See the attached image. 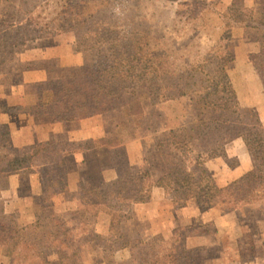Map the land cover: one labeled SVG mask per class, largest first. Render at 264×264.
Instances as JSON below:
<instances>
[{
  "label": "rangeland",
  "instance_id": "374dc122",
  "mask_svg": "<svg viewBox=\"0 0 264 264\" xmlns=\"http://www.w3.org/2000/svg\"><path fill=\"white\" fill-rule=\"evenodd\" d=\"M71 1L79 2L0 0V120L4 121L0 122V149L11 147L6 115L24 111L48 115L51 111L52 94L42 87L49 80L76 77L89 70L107 83L122 86L128 98L137 96L142 105L140 117L134 121L119 108L100 115L105 128L102 137L110 143L104 147L94 139L100 164L116 165L122 171L115 181L100 187H108L109 193L119 190L113 187L116 182L126 185L117 202L119 210L114 212L117 220L121 217L118 229L128 243L122 249L108 247V252L104 251L106 241L96 236L106 229L108 217L85 213L80 193L76 202L63 200L43 209L41 203L34 207V212L41 210L46 219L54 215L63 224L62 231L68 232L66 259L59 260L56 251L45 248L46 241L40 240L41 249L32 251L0 247V264H139L142 255L151 263L154 255L167 247L175 228L181 237L207 233L198 238L199 243L212 234L216 249L210 254L224 251L216 264H264V180L252 179L249 189L233 196L221 191L249 171L262 169L257 176L264 173L261 160L249 156L243 140L204 145L194 138L188 141L184 156L171 143L164 155L156 147V141H167L169 133L178 138L190 135L197 108L190 94L180 95V91L189 90L184 83L191 81V73L200 82L223 70L240 105L254 108L264 126V73L260 76L254 66L256 56L264 63V0H255L252 7L244 0H98L97 7L91 4L88 25L76 32L68 30V16L63 15ZM226 17L237 22L250 17L254 25L240 30L227 26ZM24 71H40L37 77L43 76L24 84V91L38 100L36 106L24 107L27 100L20 88L10 98L3 96L11 91L10 85L22 84ZM61 148L67 145L63 143ZM181 157L187 158L188 168L192 161L199 167L185 205L174 204L173 193L161 188L164 199L158 202L153 222L136 220V206L151 200L154 186L149 183ZM246 166L249 169L240 170L237 178L223 180V172ZM146 173L149 179L142 177ZM143 189L149 195L147 200L128 206L122 201L140 196ZM3 200L6 205L8 199ZM152 226L158 227V232H148ZM239 251L243 253L238 255Z\"/></svg>",
  "mask_w": 264,
  "mask_h": 264
},
{
  "label": "trees",
  "instance_id": "16d2710c",
  "mask_svg": "<svg viewBox=\"0 0 264 264\" xmlns=\"http://www.w3.org/2000/svg\"><path fill=\"white\" fill-rule=\"evenodd\" d=\"M97 1L79 0L78 3L71 1L65 5L63 15L68 16L69 31L76 32V30H82L88 25L89 18L92 16L91 4L97 7ZM224 20L227 26L230 24L233 26L254 25V21L250 17L244 22L229 19L227 21V17ZM257 24L261 27L260 23L257 22ZM256 60L254 66L258 74L263 76L264 63L261 58L259 60L258 56H256ZM188 79L191 81L185 82L184 86L189 90L180 91V95L189 93L191 101L195 103L197 108V118L189 129L190 135H182V138H178L172 134L173 132L169 133L171 139L168 138L165 142L156 141L158 151L164 155L167 143H171L175 151L183 154L184 149L188 146V141L194 138L199 139L204 145H217L241 138L249 156L252 159L259 158L264 170V126L254 108L240 105L225 72L220 70L215 78L208 77L206 80L202 78L200 82L197 81L195 74L191 73ZM42 87L44 90H50L52 94L51 111L48 113L51 121L80 120L107 114L118 108L125 111L133 120L139 118L142 113V105L137 96L128 98L122 86L107 83L93 71L86 70L80 76L63 80L59 79L53 82L49 80ZM139 112L140 114L137 116ZM97 140L104 147L110 143L105 138ZM93 141V139L83 142L48 140L22 149H15L12 146L0 149V247L32 251L41 249L42 245L40 246L37 242L45 240V245H43L45 248L54 249L59 260L66 259L67 248L69 249L70 246L67 245L66 235L68 232L62 231L63 224L54 215L46 219L41 210H37L34 223L19 226L14 215L5 212L2 192L7 186L9 175L23 170L31 171L33 167H36L38 168L36 173L41 184L40 209L50 206L54 196L66 193L68 190L66 155L76 150L99 148L96 141ZM63 143L67 145V148H61ZM191 164L192 166L188 168L187 158L181 157L171 167L163 170L164 173L158 180L149 183V185L163 188L169 194L173 193L172 202L183 207L189 198L188 192L193 187V175L199 169L193 161ZM116 172L118 178L122 171L120 168H116ZM260 172L262 169L249 171L221 191L233 196L244 189H249L252 179L264 180V173L257 176ZM146 176L147 173L142 177ZM149 178L146 177V179ZM132 181L134 180L131 179ZM113 187L119 188V190L108 193V187H96L82 189L80 192V200L87 208L85 213L91 212L95 217L98 214L99 218L108 217L106 229L103 233H99L100 236H96L97 239L106 241L102 244L105 252H108V247L110 250L122 249L124 244L128 243L118 229L121 217L117 220L118 217L114 212L119 210L117 202H120L119 198L123 195L126 185L122 187L116 182ZM147 189L149 190V187ZM146 191L143 189L141 190L142 193H139L140 196L135 198L124 197L122 201L126 202L127 206L130 202H143L149 198ZM36 231H42V233L38 234ZM179 233L178 228L173 229L172 237L166 244L167 247L161 248L158 254L154 255L151 263V259L149 260L145 255H142L139 264H207L208 262L216 264L218 260L223 259L221 257L224 251H218L217 255L210 254L212 248L216 249V243H214L216 238L212 234L209 233L208 239L203 236L205 238L204 244H200L198 238L207 233L183 237ZM159 239L164 241L161 237ZM138 244H141V241H138ZM240 252L243 253L239 251L237 254L241 255ZM159 255L161 259L158 260L157 256Z\"/></svg>",
  "mask_w": 264,
  "mask_h": 264
},
{
  "label": "crops",
  "instance_id": "0c3cea01",
  "mask_svg": "<svg viewBox=\"0 0 264 264\" xmlns=\"http://www.w3.org/2000/svg\"><path fill=\"white\" fill-rule=\"evenodd\" d=\"M246 1L244 0L246 6H254L255 0ZM236 27L240 28V30H245L247 29L246 27L250 28L251 26L241 25ZM39 73L41 74L40 71H24L21 74L22 84L18 87L10 85L9 89L11 91L5 92L3 96L10 98L15 95V90L20 88L18 91L22 93V96L24 95L23 98H25V101L27 100L26 104H28L24 103V107L36 106L35 104L38 100H34L32 94H27L24 91V84L25 82L42 80V75L40 78L37 77ZM47 116L46 113H31L27 111L6 115V120H10V132L7 136L10 145L15 149H22L48 140L83 142L90 139L104 138L102 136L105 135V128L102 125L100 115L73 121H48L49 117ZM0 119H2L1 116ZM0 122L3 123L4 121L0 120ZM128 147L130 148L129 144L126 146L127 151ZM97 150L96 148L76 150L66 155L68 190L66 193L54 196L51 203L55 201L63 202V200L76 202L78 201L76 195L80 194L82 189L104 186L106 183L117 178L116 165L102 166ZM129 157L131 158V156ZM130 161H134V159L131 158ZM247 162L244 161L246 164ZM208 165L211 167L213 165L212 161H209ZM248 166L245 169L238 167L236 170L223 172V180L231 181L237 178L240 175L239 171H247L249 169ZM37 170L38 168L31 171L23 170L9 175L7 177V186L2 192V198L8 199L5 201L6 205H4L6 213H12L16 222L21 226L30 225L35 222L36 211L34 212V207L41 203V184L36 173ZM66 195L67 197L64 199ZM163 199L164 191L161 188L153 187L150 202L141 203L136 206V220L148 219L153 222L151 217L158 211V202ZM158 230V227L152 226L148 232L155 233Z\"/></svg>",
  "mask_w": 264,
  "mask_h": 264
}]
</instances>
